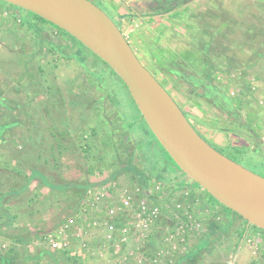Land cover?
I'll use <instances>...</instances> for the list:
<instances>
[{
	"label": "rangeland",
	"instance_id": "rangeland-1",
	"mask_svg": "<svg viewBox=\"0 0 264 264\" xmlns=\"http://www.w3.org/2000/svg\"><path fill=\"white\" fill-rule=\"evenodd\" d=\"M91 1L120 29L107 3ZM176 10L179 18L183 16L176 22L178 35H164L163 28H154L151 21L128 22L135 29L129 37L132 50L194 119L197 129L213 141H208L210 146L264 177V0H186ZM24 18V11L0 5V196L5 194L0 199L7 203L9 215L16 216V230L23 227L22 219L30 221L36 234L44 233L42 246L52 253H74L79 250L74 236H86L81 249L90 257L84 264L119 260L121 264H264V238L256 230L249 227L247 236L237 242V223H231L227 210L220 207L223 214L206 216L196 211L203 194L210 206L217 203L201 189L190 192V187H199L188 177L173 175L174 167L140 118L128 90L108 67L90 54L79 58L74 41L48 25L38 23L41 32L35 35L27 30ZM171 22L174 26L175 20ZM196 78L201 82H194ZM223 93L231 98L236 115L224 107ZM242 123L253 132L256 144L238 136L246 134ZM87 173L98 180L116 174L109 185L100 182L87 188L114 185L116 204L126 187L148 190L143 202L156 203L159 212L169 213L172 220L160 223L158 215L153 224L131 230L136 236L119 253L122 258L109 253L97 256L99 244L91 247L87 236L98 230L85 227L80 236L79 223L95 216L100 222L106 218L107 226L109 221L123 224L118 219L126 215L120 210L108 215L111 205L101 202L84 217L83 193L77 212L62 220H70L69 227L58 235L63 229L60 217L76 207L69 203L68 193L61 196V182L81 185ZM183 186L188 190L182 191ZM7 221L0 214V223ZM56 221L61 225L55 230ZM11 230L0 226V254L18 251L22 244L9 239L15 233ZM49 234L70 248H49L44 239ZM170 235L173 238L167 241ZM97 237L101 238L100 232ZM35 246L40 248L27 243L29 254ZM47 257L33 264H55L53 254Z\"/></svg>",
	"mask_w": 264,
	"mask_h": 264
},
{
	"label": "water",
	"instance_id": "water-1",
	"mask_svg": "<svg viewBox=\"0 0 264 264\" xmlns=\"http://www.w3.org/2000/svg\"><path fill=\"white\" fill-rule=\"evenodd\" d=\"M2 1L65 31L106 63L178 170L247 225L264 231V177L230 160L198 135L113 20L93 1Z\"/></svg>",
	"mask_w": 264,
	"mask_h": 264
},
{
	"label": "crops",
	"instance_id": "crops-1",
	"mask_svg": "<svg viewBox=\"0 0 264 264\" xmlns=\"http://www.w3.org/2000/svg\"><path fill=\"white\" fill-rule=\"evenodd\" d=\"M165 1L166 0H156V1H153V2L127 4L123 0H101L102 3H105V4L107 3L108 4L107 6H109V8H111V11H112L113 15L118 19V21L120 23V31L124 35V37L126 38V40L129 43V45L131 44V41L129 40V37L130 36L132 37L135 34V32H134L135 29L129 27V23L128 22L131 23L134 20H144V21H146V23H149L150 21L152 23L154 22L155 25L153 27L158 29V27L161 26L163 28L164 35H169L170 36V35H178V34L181 33V32H179L180 30H178L177 27H176L177 26L176 22L179 21L181 18H183V16L181 18H179V16L176 15V12H180V11H177L176 8L178 6L182 5L183 0H171V4H172L171 8L172 9H170L166 13L163 12V5H164ZM172 20H175V25L174 26H173V23L171 22ZM146 28H145V26L143 27V29H146ZM166 29H169L170 31H173L174 33H170L169 32L170 34H168ZM86 176L87 177H85L84 180L87 181L86 183L89 184V187L90 186H95V185H97L100 182H108L109 181L110 183H112L116 179V178L115 179L112 178L111 176H105V177L101 178V180H98V178L93 176V174H91V173L90 174L87 173ZM145 177H147L149 179V175H146ZM109 182L107 183V185L110 184ZM61 184L63 185L62 182H61ZM68 184H71V186L65 184L64 186H66V187L64 188V191L61 190L60 194H61V196H62V194L67 196V193H68L70 195L69 196L70 199H68L69 203L72 206L75 205L76 207H72L70 213H67V212L65 213L64 212V216H63V218L60 217V221H62L63 219H64V221L69 219L74 214V211L77 212L76 211L77 206L79 205L80 200H82L83 193H85V191H86V190L78 189L80 191L77 192L78 190L76 189V186H77L76 183L69 182ZM56 186L58 187V185H56ZM152 188L149 187L148 189H152ZM106 189L108 190L107 192H105ZM106 189H105L104 193H107V197H105V200L103 201V203H106L105 205L107 207L109 204L112 205V203L113 204L115 203L113 201V198L116 197V196H113V193H114L113 191L114 190L112 191V190L108 189V187ZM64 193H66V194H64ZM148 193H149L148 190H145L144 193H142V192H138L136 190V188H134V187L132 189H131V187H126V188H124V191H123L122 194H123V197L132 196L134 202L137 203V202H142L143 201L142 199H146V197L145 198H142V197H143V194L146 196ZM2 195H4V194H2ZM2 195L0 197H2ZM77 195H79V197L76 199ZM75 199H76L75 204H73L74 203L73 200H75ZM117 199L118 198H116L115 201ZM1 201L2 200L0 199V203H1ZM147 202H149V201H147ZM116 203H117V201H116ZM6 204L7 203H4V205L0 204V208H1L0 209V214L4 215L5 218H7V220H8L6 223L10 222V224L9 225L7 224V226L3 225L4 223L3 224L0 223V224L3 225L5 228H12L11 231L14 230L15 233H13L12 237L9 238V239L12 240L13 243H15V242L18 243L19 241H21L22 244H21L20 248H18V251L12 250L11 252L9 251L8 253H5V255L4 254H0V264H7V262H8V264H14V262H15L14 260H16V259H18L19 264H25V263L26 264H28V263L33 264V263H36L38 260H47V259H49L47 257V255H49V254H53V257L55 259V264H70V262H73V261H74L75 264H84V261L89 260L90 256L87 255L88 254L87 251L84 250V249H81L83 247L84 243H85L83 241H86L85 240L86 236H85V238L82 237L83 238L82 241H81L82 238H79L78 236L76 237V235L74 236V242H76L77 248L79 247L78 251H80L81 253L78 252V251H73L74 253H71V251H66V252L59 251L60 253L55 251V253H52V252H50V250L45 249L42 246V241H41L42 238L41 237H42V235L44 233L43 232L42 233L38 232V234H36L35 233L36 230L32 229V227L29 225L30 221L27 222L28 220L26 221L25 219H22V222H20L19 226L23 225V227H20V229H18L19 231L16 230L17 225H18L17 222H16L17 218L14 215H9V213L6 210L7 209L6 208ZM147 204H155V205H157L156 203H153V202H149ZM72 209H73V211H72ZM65 210L66 211L69 210V207H67V209L65 208ZM72 212H73V214H72ZM76 214L79 215V213H76ZM168 214L162 213L160 211V213H159L160 223H166V222H170V220H172V215H170V214L168 215ZM92 215H94V214H92ZM81 216L82 215H80L79 218H81ZM89 219H90V217H89ZM87 220H88V217H87V219L85 218L84 222H83V220H82V222H80L81 220L78 221V223L80 222L79 224H81V223L83 224L82 226H78L79 229L77 231L80 234V236H82L83 233L85 232L84 230H85V227H87L86 225L88 223ZM123 220L126 221L125 218H122V219H118V222L123 221ZM60 221H56L55 222V227H56L55 230L58 229L59 226L61 225ZM64 221H62V225L64 224ZM103 221L107 222L108 220H106V218H104ZM25 222H27V223H25ZM21 223H22V225H21ZM25 224H27V225H25ZM109 224H110V226H111V224H112V226L117 225V228H118L122 223L120 222V223L115 224L114 222L111 223L109 221ZM101 225H102V223H101ZM93 230H98V232H100L101 238L98 239V237H97L98 232L97 231L96 232H92L91 235L87 236L88 239H90V241H91L90 246L92 247L93 246L92 244H94V245L95 244L96 245L99 244L100 248L97 249L98 250L97 256H98V253H99V255H101L103 253H105V254L109 253L108 250L105 251L106 249H108V244L106 243V238H105V235L109 232L107 227L106 226H102V227H100L98 229L97 228H93ZM22 237H24V238H22ZM25 240H28V241L25 242ZM27 243L28 244L34 243L35 245L39 244L40 248L37 249V250H36V246H35L34 249L31 248L30 251H32L31 252L32 254H29V250H27V248H26ZM11 244H12L11 242L7 241V245L8 246H10ZM130 245H131V243H130ZM12 246H14V244H12ZM127 249H129V246H128ZM69 252H70L71 255L69 254ZM70 258H72V260H70ZM97 258H99V257H97ZM5 260H7V261L4 262Z\"/></svg>",
	"mask_w": 264,
	"mask_h": 264
},
{
	"label": "built area",
	"instance_id": "built-area-1",
	"mask_svg": "<svg viewBox=\"0 0 264 264\" xmlns=\"http://www.w3.org/2000/svg\"><path fill=\"white\" fill-rule=\"evenodd\" d=\"M125 1L127 4H132V3H145V2H153L155 0H123ZM99 190H95L93 188H89L86 190V192L84 193V198H83V211H82V215L85 216L86 213L88 214V211H92V209L95 206H98L101 204V202H103L105 200L104 196L107 193H104L105 189L99 187ZM110 190H114L115 186H111L110 188H108ZM108 190L106 189L105 192H107ZM133 198H131L130 196H125V197H121L120 201L118 204L116 203H112L111 207H109V212L108 215H114V213L116 211H121L124 214V218L126 219V221L120 225V227H114V226H107V222L105 223V221L100 222V218L97 217H93L92 220L89 219L88 217V223H87V227L88 228H100L102 226H106L107 229L109 230V232L105 235L106 238V243L108 244V249H106V251L108 250L110 255H116V257H120V252H123L124 250V246L128 245L129 242L131 241V239L133 237H135V234H131V230H135L136 228H140L141 226H143V224L145 223V225L147 224H153V222L156 220V218L159 215V207L155 204H147L145 202H137L138 204H135L136 208L138 206V208L136 209L133 206ZM136 209V211H130L133 209ZM134 209V210H135ZM127 210V211H126ZM130 212V213H129ZM129 213V214H128ZM136 214V217L132 215ZM128 214V215H127ZM89 215V214H88ZM87 215V216H88ZM100 219V220H99ZM69 221H66L63 224V229H61L58 232V235L62 233L63 230L67 229L69 227ZM72 223V221H71ZM70 223V224H71ZM102 223V225H101ZM135 223V224H134ZM182 229V227H180ZM179 230H176V234L179 233ZM173 238V235H170L168 238H166L167 241H170ZM45 241L47 242V245L49 246V248L53 249V250H67L69 248H67V246L65 245V242H59L57 240H55L52 237V234L47 235L46 237H44ZM64 243V244H63ZM126 254L130 256L132 249H125ZM104 254V253H103ZM101 254V255H103ZM106 256V255H105ZM122 262H117L115 264H121Z\"/></svg>",
	"mask_w": 264,
	"mask_h": 264
},
{
	"label": "trees",
	"instance_id": "trees-1",
	"mask_svg": "<svg viewBox=\"0 0 264 264\" xmlns=\"http://www.w3.org/2000/svg\"><path fill=\"white\" fill-rule=\"evenodd\" d=\"M184 1H186V0H183V2ZM0 5L2 6V7H4V8H8V9H10V10H12V11H16V10H18V11H24L25 12V20H27L28 21V26L26 27L27 28V30H30V31H33L34 33H35V35H37L39 32H41V30H40V28L37 26V24L38 23H41V24H45V25H48V26H51V27H53L55 30H57V31H59V32H62V33H64L65 35H67V36H69L73 41H74V43H75V45H77L79 48H77V55L79 56V58H84V57H86L87 56V54H90V55H92V56H94L95 57V59L96 60H98L99 62H101L103 65H105V66H107V64L106 63H104L102 60H100L95 54H93L90 50H88L85 46H83L80 42H78L77 40H75L73 37H71L69 34H67L65 31H63V30H61V29H59L58 27H56V26H54V25H52V24H50L49 22H47V21H45L44 19H42V18H40V17H38V16H36V15H34V14H32L31 12H28V11H25V10H22V9H20V8H18V7H16V6H13V5H10V4H8V3H6V2H4V1H2V0H0ZM171 0H166L165 1V3H164V5H163V12H168L170 9H172L171 8ZM24 17V16H23ZM118 20V19H117ZM18 21H19V19H18ZM21 21V20H20ZM31 21V22H30ZM23 22V21H22ZM30 22V23H29ZM20 25H23L21 22H20ZM108 67V69H109V71H110V73L114 76V77H116L122 84H123V82L118 78V76L110 69V67L109 66H107ZM183 74V73H182ZM182 77V76H181ZM191 77H193V76H191ZM193 79H195V78H193ZM194 82H196V83H198V82H201V80L200 79H197L196 78V81H194ZM123 86L125 87V85L123 84ZM126 88V87H125ZM127 89V88H126ZM214 91V90H213ZM129 93V92H128ZM216 95V94H215ZM222 95V100H223V102H224V104L226 105V106H224V107H227L228 109H229V113L231 114V112L234 114V115H236L235 114V105L232 103V101H231V98H229L227 95H225L224 93L223 94H221ZM131 97V96H130ZM132 99V98H131ZM218 104V103H217ZM218 107H220V105H217ZM139 112V111H138ZM139 115H140V113H139ZM140 118L142 119V121L144 122V120H143V118L141 117V115H140ZM144 124L146 125V123L144 122ZM241 126H243L244 128H245V130H246V134L245 135H242V134H239L238 136H240L241 138H244L246 141H248V142H253V141H255L256 140V138H255V135L253 134V132L248 128V126H246V124H244V123H242L241 124ZM146 127H147V125H146ZM147 129H148V127H147ZM149 130V129H148ZM149 132H150V130H149ZM233 132H236V131H233ZM151 133V132H150ZM151 135H152V133H151ZM153 136V135H152ZM153 138H154V136H153ZM253 138H255L254 140H253ZM154 141H155V143L160 147V149H161V151L164 153V155L167 157V159L169 160V162L171 163L170 164V166H172V167H174V169H178L177 167H176V165L174 164V162L171 160V158L169 157V155L165 152V150L160 146V144L155 140V138H154ZM254 144H256V142H253ZM230 160H232V161H234V162H237L236 161V159L235 158H233V157H228ZM238 163V162H237ZM119 172V171H118ZM184 175V174H183ZM116 177V174L114 175V176H112V178H115ZM145 180V182H147V178H145L144 179ZM30 181V179L28 180V182ZM87 181H85V180H83V183L81 184V185H79V184H77V186H76V189H82V190H86L87 189V187H89V184L88 183H86ZM193 184H195V185H197L198 186V184H196L195 182H192ZM46 184V183H45ZM66 186H64V185H62V187H61V189L62 188H65ZM199 187V186H198ZM60 188V187H59ZM183 188H184V186H183ZM86 192V191H85ZM5 195V194H4ZM9 195V194H8ZM11 195V194H10ZM209 195V194H208ZM3 196V195H2ZM209 197L211 198V199H213L210 195H209ZM1 200H3V198H1ZM214 200V199H213ZM1 204V203H0ZM225 210H227L229 213H232L229 209H227V208H225V207H223ZM1 209V208H0ZM235 214V213H234ZM236 216H238L237 214H235ZM238 218H240V219H242L240 216H238ZM244 223H246V221H244ZM7 224L9 225L10 224V222L9 223H4L3 225H5V226H7ZM3 225H1L0 224V226H2V227H4ZM229 225H230V223H229ZM253 229H255L259 234H261L262 236H263V238H264V231L263 230H261V229H258V228H256V227H254V226H251ZM246 230L244 229V227H242L240 230H238V232H237V242H239L240 240H242V239H244V237H246L247 235H246ZM12 251V250H11ZM5 261H7V260H5Z\"/></svg>",
	"mask_w": 264,
	"mask_h": 264
},
{
	"label": "flooded vegetation",
	"instance_id": "flooded-vegetation-1",
	"mask_svg": "<svg viewBox=\"0 0 264 264\" xmlns=\"http://www.w3.org/2000/svg\"><path fill=\"white\" fill-rule=\"evenodd\" d=\"M156 1V0H155ZM51 27V26H50ZM53 28V27H52ZM57 31V30H56ZM58 33V32H57ZM135 52V51H134ZM144 65V64H143ZM145 66V65H144ZM147 69H148V67L147 66H145ZM148 71L156 78V80L162 85V87L169 93V95L173 98V100L175 101V103L177 104V106L180 108V110L182 111V113H183V115L185 116V118L188 120V122L190 123V125L194 128V130L198 133V135L199 136H201L208 144H209V142L208 141H212V140H210L209 138H207L203 133H201L198 129H197V127H196V125H195V123H194V119L192 118V117H190L188 114H187V112L184 110V108L182 107V106H180V104L174 99V97L170 94V92L168 91V89L166 88V86L164 85V83L160 80V79H158L157 77H156V75L152 72V71H150L149 69H148ZM183 78H184V76H182ZM181 77V78H182ZM213 142V141H212ZM225 146V145H224ZM212 148H214L216 151H218L219 153H221L222 154V152H220L219 150H217V148H215V147H213V146H211ZM225 155V154H224ZM226 157H229L228 155H225ZM181 174H183V173H181L178 169L176 170L175 169V172L173 173V175H175L177 178H178V176L179 175H181ZM178 175V176H177ZM185 176V175H184ZM190 180V179H189ZM184 182V181H183ZM190 182H192L191 180H190ZM187 183H189V182H187ZM183 185H185V184H183ZM187 186V185H186ZM190 190V192H194V190H196V189H201L200 187L199 188H194V187H190L189 188ZM186 190H188V188L186 187H184V189L182 188V191H186ZM201 190H203V189H201ZM204 191V190H203ZM205 192V191H204ZM206 193V192H205ZM207 194V193H206ZM208 195V194H207ZM209 196V195H208ZM204 198H205V195L203 194L202 195V197L198 200V203L197 204H195V209H196V211H198L201 215L203 214L204 216H206L207 214H210V215H212V214H214V212L216 213L217 211L218 212H220L221 214H223L222 213V211L220 210V207L222 208V209H224L223 208V206L222 205H220L218 202H216L215 200V202L217 203V205H215L214 204V206H210L209 204H207V202L204 200ZM213 200V199H212ZM196 205H198V208L196 207ZM230 214V218H231V220H232V224L234 223V221L237 223V225L235 226L236 228H235V230L237 231V230H240L242 227H244L243 226V224L242 223H244L243 222V219H239L238 218V216H237V218L238 219H235L234 218V213H229ZM227 217V216H226ZM227 224H229L230 223V221H228V222H226ZM245 224V223H244ZM247 224V223H246ZM249 227H251V225H247L246 227H244V229L247 231V230H249L250 228ZM234 230V231H235ZM255 229H253L252 227H251V231H254ZM241 241V240H240ZM236 243H234V245H235Z\"/></svg>",
	"mask_w": 264,
	"mask_h": 264
}]
</instances>
